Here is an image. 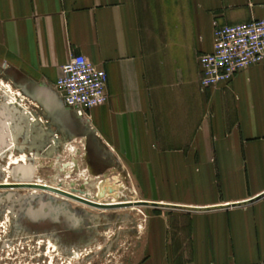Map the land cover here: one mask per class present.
I'll list each match as a JSON object with an SVG mask.
<instances>
[{"label": "crops", "instance_id": "crops-1", "mask_svg": "<svg viewBox=\"0 0 264 264\" xmlns=\"http://www.w3.org/2000/svg\"><path fill=\"white\" fill-rule=\"evenodd\" d=\"M257 19L264 0H0V65L53 90L73 54L106 70L80 116L151 211L142 264H264V65L206 89L199 65L216 25Z\"/></svg>", "mask_w": 264, "mask_h": 264}, {"label": "rangeland", "instance_id": "rangeland-1", "mask_svg": "<svg viewBox=\"0 0 264 264\" xmlns=\"http://www.w3.org/2000/svg\"><path fill=\"white\" fill-rule=\"evenodd\" d=\"M0 138H4L0 141V183L21 181L14 178L13 168L19 166L17 175L24 177L25 167L31 166L33 182L71 190L98 202L142 199L141 190L118 164L95 175L86 159V138L71 136L3 72ZM50 200L56 204L68 199L43 190L0 189V264L145 261L142 247L151 211L143 204L101 210L71 200L61 205ZM47 202L50 206H44Z\"/></svg>", "mask_w": 264, "mask_h": 264}, {"label": "built area", "instance_id": "built-area-1", "mask_svg": "<svg viewBox=\"0 0 264 264\" xmlns=\"http://www.w3.org/2000/svg\"><path fill=\"white\" fill-rule=\"evenodd\" d=\"M202 89L229 84L235 74L264 65V19L216 25L213 50L199 56ZM108 74L83 54H73L62 66L54 90L62 102L83 116L109 99Z\"/></svg>", "mask_w": 264, "mask_h": 264}, {"label": "water", "instance_id": "water-1", "mask_svg": "<svg viewBox=\"0 0 264 264\" xmlns=\"http://www.w3.org/2000/svg\"><path fill=\"white\" fill-rule=\"evenodd\" d=\"M0 72L8 74L10 78L17 84V87L21 88L27 95L37 101L49 114L52 120L55 123L61 125L63 129L71 136L86 138V159L90 162V170L95 175L102 174L107 168L116 166L112 161L109 152H107L95 138L94 130L93 128H91L89 123L82 120V117L75 110L67 107L59 99L52 88L37 81L30 80L25 76L19 75L17 74V72H13L11 69L7 68L4 65L0 67ZM25 168L27 169V176L24 177H19L17 175L20 169L19 166L13 168L12 173L14 178H18L21 181L14 184L0 185V187L35 188L61 194L65 197L75 199L97 208H111L113 206L95 203L82 196L74 195L46 184H39L30 181L33 174V168L31 166H27Z\"/></svg>", "mask_w": 264, "mask_h": 264}, {"label": "flooded vegetation", "instance_id": "flooded-vegetation-1", "mask_svg": "<svg viewBox=\"0 0 264 264\" xmlns=\"http://www.w3.org/2000/svg\"><path fill=\"white\" fill-rule=\"evenodd\" d=\"M2 138V137H1ZM4 139V138H3ZM3 139H1V141L3 140ZM32 179V178H31ZM30 179V181H32ZM18 180H20V179H18ZM17 182H19V181H17ZM0 185H7V184H4V183H0ZM0 189H6V190H19V189H29V190H33V189H31V188H22V187H17V188H15V187H0ZM66 190V189H65ZM37 191V190H36ZM47 192V191H46ZM65 192H68V193H71V194H74V195H76V194H78V193H76V192H74V191H71V190H66ZM50 193H52V192H50ZM57 195V194H56ZM59 196V195H58ZM78 196H80V194H78ZM81 196H83V195H81ZM66 199H68V197L66 198ZM66 199H64V197H63V200H66ZM87 199H89L90 201H93V202H95V203H99L98 201H96V200H93V199H91V198H87ZM74 201V202H77L78 204H81V205H83V206H87V207H91V208H97V207H94V206H91V205H88V204H85V203H83V202H80V201H77V200H75V199H72V198H70V199H68V200H66L67 201V203H69V201ZM45 201V200H44ZM46 201H49V200H46ZM51 201V200H50ZM140 202H142V201H133V200H125V201H116V203H115V201H113V202H103V203H99V204H106V205H113L111 208H97V209H101V210H110V209H122V208H128V207H131L133 204H143V203H140ZM38 203H42V202H38ZM51 203H54L53 201H51ZM66 202H62V203H54L55 205H61V204H65ZM66 203V204H67ZM137 204V205H138ZM49 208V207H48ZM61 216H63V215H61ZM64 217V216H63Z\"/></svg>", "mask_w": 264, "mask_h": 264}, {"label": "bare ground", "instance_id": "bare-ground-1", "mask_svg": "<svg viewBox=\"0 0 264 264\" xmlns=\"http://www.w3.org/2000/svg\"><path fill=\"white\" fill-rule=\"evenodd\" d=\"M14 183H16V182H11V183H9L8 181L7 182H4V184H14ZM37 183V182H36ZM39 184H44V183H39ZM46 185H48V184H46ZM49 186H51V185H49ZM52 187H55V188H58V189H60V190H63V191H66V190H64V189H62V188H59V187H56V186H52ZM31 189H33V190H39V189H35V188H31ZM43 191H46V190H43ZM47 192H50V191H47ZM53 193V192H52ZM54 194H57V193H54ZM57 195H59V196H62V197H64V198H67V197H65V196H63V195H61V194H57ZM76 195H78V194H76ZM81 196V195H80ZM82 197H84V196H82ZM84 198H87V197H84ZM68 199H70V198H68ZM99 203H103V202H99ZM44 206H50V203L49 202H47ZM52 208V207H51ZM62 212L65 214V215H70L69 213H68V211L66 210V209H63L62 208ZM51 211H49V214L51 215ZM46 214V213H45Z\"/></svg>", "mask_w": 264, "mask_h": 264}]
</instances>
